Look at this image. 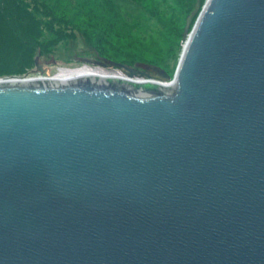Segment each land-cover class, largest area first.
<instances>
[{
	"label": "water",
	"instance_id": "water-1",
	"mask_svg": "<svg viewBox=\"0 0 264 264\" xmlns=\"http://www.w3.org/2000/svg\"><path fill=\"white\" fill-rule=\"evenodd\" d=\"M182 39L173 77L0 78V264H264V0Z\"/></svg>",
	"mask_w": 264,
	"mask_h": 264
},
{
	"label": "rangeland",
	"instance_id": "rangeland-1",
	"mask_svg": "<svg viewBox=\"0 0 264 264\" xmlns=\"http://www.w3.org/2000/svg\"><path fill=\"white\" fill-rule=\"evenodd\" d=\"M9 1L3 6L7 18L0 15V78L41 77L32 74L37 56L47 78L59 69L83 67L119 73L117 68L77 62L80 57L154 65L173 77L185 21L195 5V0Z\"/></svg>",
	"mask_w": 264,
	"mask_h": 264
},
{
	"label": "bare ground",
	"instance_id": "bare-ground-1",
	"mask_svg": "<svg viewBox=\"0 0 264 264\" xmlns=\"http://www.w3.org/2000/svg\"><path fill=\"white\" fill-rule=\"evenodd\" d=\"M92 71H95V70H92L89 67H83V68L73 69V70L59 69L57 74L53 78H56L59 80V79H63V78L69 77V76L91 73ZM96 72H98V71H96ZM116 75H118V74H116ZM44 78H47V77H44ZM134 81H136V80H134ZM164 84H167V83H164Z\"/></svg>",
	"mask_w": 264,
	"mask_h": 264
},
{
	"label": "trees",
	"instance_id": "trees-1",
	"mask_svg": "<svg viewBox=\"0 0 264 264\" xmlns=\"http://www.w3.org/2000/svg\"><path fill=\"white\" fill-rule=\"evenodd\" d=\"M5 2H10L9 0H0V8H1V10H0V15H1V13H4V17L5 18H7V13H5L6 11H5V9H4V4H5ZM6 7H7V5H6ZM7 10L8 11H11L12 9H11V7H7ZM18 13H20V11H17ZM0 20H2V19H0Z\"/></svg>",
	"mask_w": 264,
	"mask_h": 264
}]
</instances>
